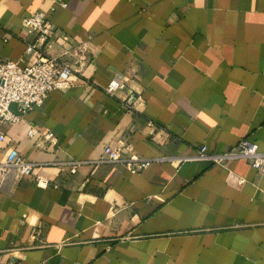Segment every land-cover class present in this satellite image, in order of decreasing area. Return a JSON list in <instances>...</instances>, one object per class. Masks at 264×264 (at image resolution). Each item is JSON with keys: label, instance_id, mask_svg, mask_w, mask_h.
I'll use <instances>...</instances> for the list:
<instances>
[{"label": "crops", "instance_id": "0c3cea01", "mask_svg": "<svg viewBox=\"0 0 264 264\" xmlns=\"http://www.w3.org/2000/svg\"><path fill=\"white\" fill-rule=\"evenodd\" d=\"M65 1L0 0V60L34 61L37 11L49 54L80 67L64 52L89 44L74 86L1 126L49 184L1 186L0 264H264V173L196 157L244 138L264 151V0ZM106 146L122 159L99 162Z\"/></svg>", "mask_w": 264, "mask_h": 264}, {"label": "built area", "instance_id": "2783aa9c", "mask_svg": "<svg viewBox=\"0 0 264 264\" xmlns=\"http://www.w3.org/2000/svg\"><path fill=\"white\" fill-rule=\"evenodd\" d=\"M58 7H67L65 0H54L52 10ZM24 28L29 34L36 36L35 41L29 43L27 52H34L35 59L22 66L11 59L0 60V188L9 174L13 173L15 179L32 176L39 186H47L48 178L39 174L38 165L27 160L15 145L4 147L6 135L2 131V124L18 122L21 115L44 103L48 95L54 90L68 89L74 86L82 66L85 64V53L89 44H81L75 50H66L64 54L74 53L80 58V67H74L60 57L48 52V45L53 34L52 23L46 12L37 11L23 18ZM124 78L116 76L107 86L108 93H112L123 86ZM12 104L18 111L11 109ZM30 139L43 143L46 148H54L58 144V137L51 130L39 129L31 125L28 129ZM105 155L99 162H116L122 158L117 149L105 147ZM196 157L214 163L223 164L229 160L243 159L251 166L264 173V151L260 150L257 142L249 138L242 139L236 146L221 154L210 152L206 144L202 145ZM81 162H72L71 172L77 170ZM150 161L145 160L133 166V171L147 167ZM14 264L12 260L10 262Z\"/></svg>", "mask_w": 264, "mask_h": 264}]
</instances>
